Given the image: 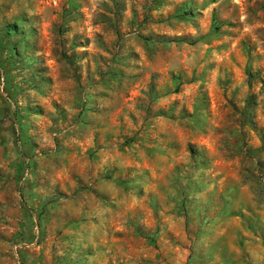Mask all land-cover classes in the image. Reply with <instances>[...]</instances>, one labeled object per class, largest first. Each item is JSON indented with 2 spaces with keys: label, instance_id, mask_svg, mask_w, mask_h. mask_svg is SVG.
Returning a JSON list of instances; mask_svg holds the SVG:
<instances>
[{
  "label": "rangeland",
  "instance_id": "obj_1",
  "mask_svg": "<svg viewBox=\"0 0 264 264\" xmlns=\"http://www.w3.org/2000/svg\"><path fill=\"white\" fill-rule=\"evenodd\" d=\"M0 264H264V0H0Z\"/></svg>",
  "mask_w": 264,
  "mask_h": 264
},
{
  "label": "trees",
  "instance_id": "obj_2",
  "mask_svg": "<svg viewBox=\"0 0 264 264\" xmlns=\"http://www.w3.org/2000/svg\"><path fill=\"white\" fill-rule=\"evenodd\" d=\"M219 25L220 24L218 22H216L215 20H212L211 21V33L216 32L219 28ZM9 31H12V30L10 29Z\"/></svg>",
  "mask_w": 264,
  "mask_h": 264
}]
</instances>
